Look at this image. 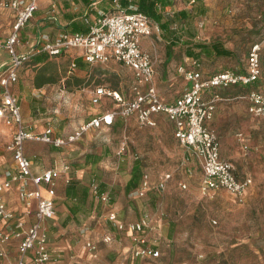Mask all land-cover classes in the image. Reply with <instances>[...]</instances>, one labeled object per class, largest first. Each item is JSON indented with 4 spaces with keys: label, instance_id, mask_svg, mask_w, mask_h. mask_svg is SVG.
Returning a JSON list of instances; mask_svg holds the SVG:
<instances>
[{
    "label": "crops",
    "instance_id": "1",
    "mask_svg": "<svg viewBox=\"0 0 264 264\" xmlns=\"http://www.w3.org/2000/svg\"><path fill=\"white\" fill-rule=\"evenodd\" d=\"M105 2L106 3L102 4L103 6L106 5V7L109 5L115 8L117 4L120 5L118 0H105ZM130 5L136 4L131 3L128 5V8ZM106 7L102 8L99 4L96 5L95 1L85 3L83 0H37V9L35 10L37 13L35 14L34 12L31 19L28 20L21 31L23 45L17 49L18 51L27 50L37 39L54 36L61 29L71 30V28L78 25L81 28L80 30H84V14L87 13L93 16L97 14L99 10H103ZM0 8L9 11L12 17L10 23L11 28L15 13L14 10L10 6L2 4H0ZM88 9L93 12L90 11L88 13ZM8 33L0 39V44L5 41ZM147 37H149L148 42L150 41L152 43V37ZM146 42L141 41V44L143 48L148 50V48L144 47ZM82 51L81 47H70L57 55L41 52L35 54V57L33 56L34 58L39 57V59L33 58L34 63L31 67L27 68L26 71H24L23 68L26 62L19 67L17 80L9 84V89L18 99L22 122L25 126H31L36 132L43 131L49 126L54 135H65L91 117L108 113L119 108L120 102L108 94L100 95L97 102L93 101L95 88L102 84L95 83L97 78L92 74V70L96 69L98 63L101 62L88 63L84 61L81 56ZM148 51H150L154 58L153 83L156 86L157 92L163 101L171 102L182 91L186 84V81L176 70V67L178 64L183 63L187 56L183 55L182 59H178V56L176 58L167 52L164 54L160 52L156 54L155 50L152 51L149 49ZM8 59V51L0 45V70L2 64ZM72 60H75L76 63L73 67L71 66ZM235 68L242 71L245 69V66H235ZM178 75L183 79V81L180 82L181 86L178 88L179 92L164 96L162 94V85L170 83L171 80L174 81V78ZM130 86L129 91L131 93ZM2 89L0 85V102ZM56 89L59 90L57 94H59L61 98L58 104L69 108V111H66V118L64 120L67 122L64 124L66 126H62L61 128H58V126L56 127L58 123L56 114V111H58L57 108L49 110L48 114L47 110L49 108L47 109L46 107L44 109L43 106L39 105L38 101L43 98V94L47 93V91L52 92ZM117 91H119L123 97L128 98L121 89ZM237 98L243 100L247 108V101L241 97ZM218 102L219 100L216 102L213 118L208 122V125L212 127L218 135L220 156L230 160L234 165L235 163L237 164V158L240 153L233 139H237L242 147L248 143V138L243 131L234 130L228 123L225 125L218 121L219 116L222 113H226L222 108L227 107L221 103L218 104ZM41 109L42 112L40 111ZM81 111H84V119L81 117H72V115L79 114ZM153 118L155 121L153 125H140L134 114L122 117L114 113L111 123L101 122L100 125L91 126L84 132V138L88 141L86 145L83 144L84 139L71 142L62 147H56L40 140L25 141V153L32 160L31 169L33 172H39L49 167L60 170L59 175L55 178L54 185V214L53 217L46 222L48 231L55 237V241L51 245L52 253L53 255L59 253V257L47 264H113L116 261H120L123 264H189L187 254H185L184 257L180 256V247H182V245H187V243L184 240L180 242V239L177 238V235L181 234V232L186 234L188 232L187 230L181 229L175 222V218L170 216L173 197L170 196L169 198L163 199V206L161 202L160 209H155L156 211L153 212L151 211L152 207L150 204L154 200V197L148 192L157 190L150 189L143 196L131 193L132 190L140 184L144 173L148 175L152 185L156 184L164 173H169L171 177L170 172L164 171L172 170L174 162L178 161L175 148L179 141L174 135L173 123L166 114L161 112L155 113ZM120 121H124L123 137L126 140L125 148L121 154L132 156L133 153H137L139 155L138 157L137 154H134V156L138 158L132 160L130 166H127V164H124L126 166H118L115 160H112V162L111 160L103 159L104 152H91L90 150H85L87 146H92V143L96 141L93 136L96 130L108 131L110 128L119 125ZM139 126H143L140 128L148 129L149 132L152 133V136L149 134L144 136L147 147L145 149L144 147L137 148L129 143L132 140L131 137L135 135L134 128ZM0 128L4 133L2 134L4 140L0 142V170H3L11 164V155L10 152L5 149V144L11 137L14 124H7L3 118H0ZM145 129L142 131L140 130L138 134H143ZM105 137L108 141L111 138L109 133H107ZM152 137L155 140L162 141L161 149H163V151H165L166 148H170V150L167 149V155L172 157V162L169 166L163 168V164L160 163L162 159H164V157L161 156L160 148L155 150L148 149L149 141ZM166 139H169L170 142L175 143V145L166 147L163 143V140L165 141ZM229 139L231 142L226 144ZM225 140L227 141L225 142ZM119 145L116 150L117 153ZM63 147L66 152H63V154L59 153L61 152L59 149ZM113 147L112 149H114ZM226 148H229V150L227 151ZM47 150H52L49 153V155H51L49 157L44 156V152ZM54 151H58L59 155H57L58 153H54ZM187 153H189V151ZM188 155L191 156L195 165H189L187 163V158H182L181 164H184L189 171H192V167L195 166L199 168L201 172V168L195 158L190 153ZM158 156H161V158ZM64 164L68 165L69 168L67 170L63 168ZM134 165L140 171L138 185L128 189L127 183L131 177ZM156 168H158V170H163V173L155 178L152 172L156 170ZM234 168L238 177H245L239 176L238 167L236 169L234 165ZM94 177L102 180L100 187L102 190L109 192L111 196L110 206L116 211L119 219L124 221L137 220L144 212H151L153 215L152 223L154 228L149 232L148 237L150 241L160 249V255L157 258H133L131 253L132 241L130 231L126 229L119 230L112 222L107 220L104 215L108 212L110 207L99 198L95 197L91 192L90 180ZM168 179L165 188L161 191H157L158 194H162L165 189H170L172 181ZM179 183L181 185V182ZM29 187L33 189V184L31 182H29ZM250 190L251 184L247 188L246 196ZM1 194L7 207L18 212L19 217L24 221L23 228L25 229L35 209L36 198L31 197L30 204L24 205L18 193V182H13L10 187L4 188ZM41 194L42 196H48L43 185L41 186ZM230 194L234 196V194ZM154 205H156V202H154ZM105 233H110L113 236V240L104 242L102 236ZM87 240H90L96 245L95 254H92L91 249L85 245ZM16 243L17 239L14 238L8 242V245L13 247ZM10 254L11 253H9V255ZM9 255L0 256V264H9ZM31 258L32 254L29 252L26 256V264H31Z\"/></svg>",
    "mask_w": 264,
    "mask_h": 264
},
{
    "label": "built area",
    "instance_id": "2",
    "mask_svg": "<svg viewBox=\"0 0 264 264\" xmlns=\"http://www.w3.org/2000/svg\"><path fill=\"white\" fill-rule=\"evenodd\" d=\"M117 1V0H116ZM193 1V0H192ZM0 4L8 5L14 10L10 31L3 43L9 53V59L0 70V85L2 86L0 102V118L5 123L14 124L10 139L5 149L10 152L11 164L0 170V256H9V264H26V256L31 252V264H47L56 260L59 253L53 255L51 245L55 237L48 231L46 222L54 214V185L60 170L45 168L39 172L31 169L32 160L25 153L26 140H40L56 147L65 146L71 142L84 139V132L91 126L101 122L111 123L114 113L127 117L134 114L140 125H153L154 114L164 113L174 125V135L195 158L201 168L199 189L203 194H211L218 189H226L234 194L238 201L246 196L251 184L249 176L238 177L230 160L224 159L219 153V138L216 131L208 125L213 118L216 102L220 96L216 88H225L235 83L249 84L259 80L262 74L260 50L264 42V33L260 40L254 41L245 57V69H224L204 76L199 63L193 58H186L177 65L176 70L186 81L182 91L171 102L163 101L153 83L154 58L150 51L142 47L145 36L161 32L160 25L152 22L149 16L139 10L136 5H130V10L117 4L116 10L105 12L99 10L93 16L87 13L83 16L84 30L61 29L54 36L37 39L29 49L18 51L23 41L19 32L37 9V0H0ZM70 47H81L82 58L88 63L115 60L132 70L131 97H123L116 89L99 85L95 88L93 101L97 102L102 94L111 95L120 102L118 109L96 115L78 125L65 135H54L48 126L43 131L36 132L31 126L22 122L20 104L17 97L10 91L9 84L17 80L18 69L35 54L46 52L51 55L62 53ZM72 60L71 66H75ZM207 91L211 94L206 95ZM236 97L247 101V111L253 116H264V83ZM126 140L120 142L118 153H122ZM246 147V145H244ZM63 168L69 167L64 164ZM169 173H164L156 184L152 185L146 173L140 184L132 190V194L143 196L150 189L161 191L165 188ZM18 182V193L24 205L30 204V198H36V206L24 229V221L18 212L7 207L2 190ZM29 182L33 184L30 189ZM102 180L92 178L90 189L92 194L110 207L104 215L107 220L119 230L131 233V253L134 259L157 258L160 249L150 241L148 234L154 228L152 214L144 212L137 220L124 221L117 217L112 209L109 192L101 189ZM44 186L48 196H42L41 186ZM185 187V183H181ZM17 239L11 247L8 242ZM104 242L113 240L110 233L102 236ZM85 245L96 252V245L87 240ZM113 264H123L116 261Z\"/></svg>",
    "mask_w": 264,
    "mask_h": 264
},
{
    "label": "rangeland",
    "instance_id": "3",
    "mask_svg": "<svg viewBox=\"0 0 264 264\" xmlns=\"http://www.w3.org/2000/svg\"><path fill=\"white\" fill-rule=\"evenodd\" d=\"M197 2L198 0H173V6H167L166 8L167 14L172 13V8L185 7L192 9L193 4ZM201 3L205 8L203 15L192 16L182 25L180 22H172V28L175 31L172 33L165 31L160 26L161 32L151 35L152 43L148 42L149 37L147 36L142 39L144 42L147 41L144 47L148 50H155L156 54L159 52L164 54L167 45L171 44V48L168 49L169 54L176 58L177 56L182 58L187 40L191 42L220 40L226 47L233 50V55L230 57H206L202 61L203 67L207 71H214L245 65V57L250 44L262 38L264 0H201ZM106 10L111 12L116 10V7L113 8L108 5ZM90 11V9L87 10L88 13ZM34 12L37 13V11ZM11 20L12 17L9 11L0 8V39L10 31ZM21 31L19 32L20 37ZM172 35L175 39L167 44V40ZM260 59L262 74L257 84L264 83V46L260 52ZM33 63V56H31L24 64V71L31 67ZM92 72L97 78L95 83H100L107 88L116 87L124 91L126 96L131 95L129 86L132 73L128 67L120 62L109 60L98 63V67L93 69ZM182 81V77L178 75L174 78V81L171 80L170 83L162 85V94L168 96L178 93ZM58 91L57 89L52 92L47 91L43 94V98L40 97L41 99L38 101L44 109L49 108L46 109L48 114L49 110L57 108L58 123L56 127L61 128L66 126L64 124L67 122L64 120L66 111H69V108L58 104L61 99L57 94ZM226 91L230 92L232 90L228 89ZM221 92H223V89H221ZM206 94L210 95L211 91H207ZM225 95L229 96L219 100L218 104L221 103L227 106L222 108L226 113H222L218 121L225 125L228 123L234 130L243 131L248 138L246 147H241L237 139H233L240 153L237 164L234 165L236 169L238 167L239 176H249L251 178V190L242 201H238L229 191L223 188L216 190L213 194H203L198 187L201 176L200 169L194 166L192 171H189L184 164H181L182 158H187L189 165H195L191 156L187 153V148L178 142L175 148L178 161L174 162L172 170L164 171L171 173V177L168 179L172 181L170 189H168L170 191L165 189L162 194H158L154 190L148 192L154 197L152 203L150 202L151 211L154 212L160 209V203L162 202V206L164 204L163 199L173 197L170 216L175 218V222L181 229L188 232L187 234L181 232L177 235V238L180 239V242L184 240L188 245L180 247V256L184 257L187 254L189 264H264V116L251 115L247 111L243 100L235 95ZM40 111L42 112V109ZM83 112L72 115V117L84 119ZM140 127L143 126L134 128L135 135L128 142L137 148L144 147L145 149L147 147L144 136L146 134L152 136V133L148 129ZM143 129H145L144 133L139 135L138 132ZM107 133L111 136L109 141L105 137ZM123 133L124 121H120L119 125L110 128L108 131L96 130L93 133L96 141L92 143V146H87L85 150L104 152L103 159L115 160L118 166L124 164L130 166L132 160H136L139 155L133 153L130 157L116 152L118 145L124 139ZM2 134L4 133L0 128V142L4 140ZM165 141L163 140V143L166 147L175 145L169 139ZM87 142L84 138L83 144L86 145ZM229 142H231L230 139L226 144H229ZM161 144L162 141L155 140L152 137L148 149L160 148L161 156L164 157L160 163L165 168L172 162V157L167 155V149L170 150V148H166L165 153L161 149ZM60 150L59 153L66 152L64 147ZM226 150L228 151L229 148H226ZM50 151H45L44 156H51L49 155ZM54 153L57 154L58 151H54ZM134 154H137L138 157H135ZM161 156L158 157L161 158ZM152 173L156 178L163 173V170L156 168ZM179 182L185 183L186 186L182 187ZM154 202H156V205H154ZM147 212L151 213L150 211Z\"/></svg>",
    "mask_w": 264,
    "mask_h": 264
},
{
    "label": "trees",
    "instance_id": "4",
    "mask_svg": "<svg viewBox=\"0 0 264 264\" xmlns=\"http://www.w3.org/2000/svg\"><path fill=\"white\" fill-rule=\"evenodd\" d=\"M83 1L85 3L95 1L96 5L99 4L102 8L106 7L105 4H104L105 6H103V4H102V3H106L105 0H83ZM118 1L120 3V6H123L128 10H130V8H128V5L131 3H135L137 6V10L147 14L152 22L159 24L165 31H169V33H172L174 31L173 30L174 28H172L173 27L172 22H180L182 25V23L189 20L192 16H197V15L201 16V15H203V13L205 11V8L202 5L201 0H198L197 3H194L192 9L191 8L188 9L185 7L179 8V9H173L172 8L171 14H167L166 8H167V6H170V7L173 6V0H118ZM106 9H107V7L103 10L105 12H108ZM80 29L81 28L78 25L71 28V30H80ZM186 29H187V27H186ZM182 30H183V28H182ZM188 31L190 32V30H188ZM263 33H264V30H263ZM263 33H262V36H263ZM174 39L175 38L172 35L171 38H169L167 40V44L171 43ZM260 39H258V40H260ZM255 41H257V40H255ZM186 43L187 44H186L185 52L183 55L187 56L188 58L195 59L199 63L198 67L202 71L203 75L205 74V76H206L207 74H212L214 72L224 70V69H236L235 67H227V68H223L220 70L207 71L203 67L202 61L206 57H210V56L230 57L233 55V53H234L233 50L226 47L222 41L214 40L211 42H203V41L191 42V41L187 40ZM171 46H172L171 44L167 45L166 52L168 54L170 52L168 49H170ZM263 46H264V42L262 44L261 49L263 48ZM260 52H261V50H260ZM179 58H180V56H178V59ZM34 59H39V57L38 58L36 57ZM180 59H182V58H180ZM184 63L186 65H188L187 62H184ZM242 71H244V70H242ZM131 80H133V77L131 78ZM257 81H259V80H255L254 82H251L249 84H244V83L238 82V83L232 84V85L225 87V88H216L215 91H217L219 93V95L222 97L229 96V95H225V94L238 96L240 94H244L245 92L249 91L252 88H257L259 86V84H257ZM110 89L120 90L119 88H116V87H112ZM221 89H223V92H221ZM228 89H231L232 91L227 92L226 90H228ZM131 96H132V94L129 97H131ZM139 174H140V171L134 165L132 168L131 177L127 183L128 189L134 188L138 185Z\"/></svg>",
    "mask_w": 264,
    "mask_h": 264
}]
</instances>
